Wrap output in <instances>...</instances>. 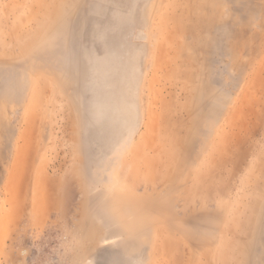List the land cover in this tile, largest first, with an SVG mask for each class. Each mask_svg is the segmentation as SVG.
<instances>
[{
  "label": "rangeland",
  "instance_id": "obj_1",
  "mask_svg": "<svg viewBox=\"0 0 264 264\" xmlns=\"http://www.w3.org/2000/svg\"><path fill=\"white\" fill-rule=\"evenodd\" d=\"M0 264H264V0H0Z\"/></svg>",
  "mask_w": 264,
  "mask_h": 264
}]
</instances>
